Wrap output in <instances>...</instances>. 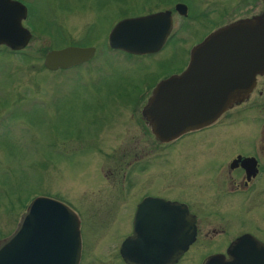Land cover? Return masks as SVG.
I'll use <instances>...</instances> for the list:
<instances>
[{"label": "rangeland", "instance_id": "1", "mask_svg": "<svg viewBox=\"0 0 264 264\" xmlns=\"http://www.w3.org/2000/svg\"><path fill=\"white\" fill-rule=\"evenodd\" d=\"M17 1L28 9L23 25L32 38L19 52L0 46V241L14 231L33 199L49 197L69 206L80 219L81 264H109L119 255L121 241L144 195L181 200L204 197L206 159L225 157L244 132L240 125L219 126L196 141L185 138L179 145L154 147L123 113L128 95L138 94L141 85L151 81L148 97L151 79L178 74L188 62L189 51L204 36L216 27L258 15L262 3ZM179 3L187 6V17L175 12ZM164 10L173 12V38L158 55L129 58L104 48L107 29L110 32L118 21ZM72 46L93 47L96 52L92 60L70 70L44 67L49 51ZM76 133L80 134V144ZM199 139L203 140L195 144ZM125 143H131L133 149ZM208 146L210 150H206ZM112 147L120 148L116 153ZM144 156L150 159L147 168L142 172L132 169L133 182L126 187L124 165L132 157ZM192 167H198L199 187L194 186ZM220 203L225 211V200L220 199ZM255 218L259 219L255 213L242 214L246 222Z\"/></svg>", "mask_w": 264, "mask_h": 264}, {"label": "water", "instance_id": "2", "mask_svg": "<svg viewBox=\"0 0 264 264\" xmlns=\"http://www.w3.org/2000/svg\"><path fill=\"white\" fill-rule=\"evenodd\" d=\"M175 10L187 16L186 5L176 4ZM27 17L21 2L0 0V46L13 52L28 46L32 35L23 25ZM172 28L169 11L125 18L110 30L108 45L130 55L155 54L165 46ZM94 55L93 47L52 50L44 57V67L65 70ZM260 75H264V10L216 29L195 45L185 70L155 86L143 117L156 139L169 143L213 124L247 97ZM193 225L186 205L146 197L137 205L133 235L121 244L120 255L129 264H174L194 240ZM248 238L239 239L232 249ZM253 246L260 251L259 245ZM81 254L78 215L49 197L33 199L15 230L0 241V264H80Z\"/></svg>", "mask_w": 264, "mask_h": 264}, {"label": "flooded vegetation", "instance_id": "3", "mask_svg": "<svg viewBox=\"0 0 264 264\" xmlns=\"http://www.w3.org/2000/svg\"><path fill=\"white\" fill-rule=\"evenodd\" d=\"M260 1L264 10L263 1ZM166 11L171 13V19L173 22V12L171 10L145 13L142 16ZM175 12L180 15L176 10ZM140 16L141 15L137 17ZM198 16L199 15H194L193 18H197ZM220 27L214 28L213 31ZM172 31L161 51L155 54L138 56L110 49L108 45V28L104 37V48L107 51L110 49L112 52L123 53L129 58H145L155 56L168 46L169 42L173 38ZM206 36H204L203 39ZM189 57L190 51L188 53V62ZM188 62L178 74H180L187 67ZM81 65L65 70H70ZM170 76L172 75L164 74L156 79H151L154 81H152L153 86H151L152 88L150 89L148 97H146V93L149 91L151 81L150 83L145 82V84L141 85L140 90H138V94L128 95V100L125 101V103H127V110H124L123 113H125L128 118L131 117L132 125H137V127L139 126L143 137H147L148 141L150 140L153 142L154 147L161 145L174 146L175 144H180V142L185 138L194 137V140L196 141L199 136H204L207 134L206 132L219 126L225 128H236L240 125L243 126L241 128H244V132L240 133V137H238L240 142H234V144H236L234 145V148H231L230 153H226V156L222 158L206 159L207 162L203 165V169L207 170L206 175H204L206 180L203 183V188H206L204 197L202 196L199 198L198 195H196L195 197L193 196V198L184 200L176 198H162L186 205L189 213L194 217V240L174 264H264V203L261 202V199L264 200V75L257 76L255 86L247 97H245L242 101L235 103L213 124L201 129L190 131L169 143H163L156 139L142 113L155 86L160 81ZM63 98L65 99V97ZM97 98L100 99L102 97ZM106 99L107 102H109V96H106ZM251 124L254 125V127H252ZM79 133H76L75 135L78 141L77 144H80ZM202 140L203 139H199L195 142V144L200 143ZM62 145L64 144L62 143ZM125 146L128 149L132 147L131 143H125ZM125 146H123V148H125ZM119 148L120 147H112L111 149L116 152ZM61 149L63 151L65 150L63 148ZM206 150H210L209 146L206 147ZM212 154L215 155V153H211V155ZM109 156L108 152V161ZM132 158L134 159L127 161L124 165V172L126 173L122 175V178L123 182H126V187L133 182L130 176V171L134 169L135 171L140 170V172H142L145 168H147L146 162L148 160L150 161V159L146 160L145 156L142 159H135L136 157ZM197 168L192 167L191 173L192 180L195 181H193L194 186L199 187L196 181L198 177L196 176ZM126 189L128 191V188ZM146 197L156 196L144 195L140 199V202ZM220 199L225 200V211L221 208ZM136 210L137 206L131 218V228L123 237L121 244L128 237L133 235ZM226 212L229 213V221L227 222L224 219L227 215ZM243 213H255L259 219L255 218L246 222V220L242 219ZM242 237L249 238L241 240V243L232 249ZM253 243H256L261 247L260 251L254 248ZM120 247L118 250L119 255L115 256L109 264H129L121 257ZM82 255L83 247L80 264L82 262Z\"/></svg>", "mask_w": 264, "mask_h": 264}]
</instances>
